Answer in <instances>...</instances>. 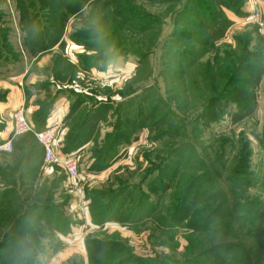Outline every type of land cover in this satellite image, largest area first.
<instances>
[{"label":"rangeland","instance_id":"rangeland-1","mask_svg":"<svg viewBox=\"0 0 264 264\" xmlns=\"http://www.w3.org/2000/svg\"><path fill=\"white\" fill-rule=\"evenodd\" d=\"M2 1L0 43L20 55ZM91 1L53 13L65 44L31 68L19 107L58 123L78 176L17 162L13 141L0 152V264H210L222 245L239 246L228 264H264V0ZM248 97L235 117L227 102Z\"/></svg>","mask_w":264,"mask_h":264},{"label":"crops","instance_id":"crops-1","mask_svg":"<svg viewBox=\"0 0 264 264\" xmlns=\"http://www.w3.org/2000/svg\"><path fill=\"white\" fill-rule=\"evenodd\" d=\"M8 1L9 0H3L2 5L4 4V8L10 11L8 6L10 1ZM12 2L14 11L16 15L18 14V17L16 18V26L18 24L20 28L19 32H21V35H23V41L21 44L23 47H20L22 54L18 55L16 49L12 47L10 42H8L7 45H1L0 43V75L5 74L8 77L7 79H0V143H3L7 140H15V137L12 136L11 116L15 109L25 105L24 102L27 98L26 88L22 84L23 82H26L28 78L27 75L29 74L31 68L33 66L39 67L49 53L60 50L65 44V29H62L61 35L57 39V43L50 48L43 47L36 42L34 43V41H32L30 38L32 35H29L32 33L28 32L30 27L28 28L26 25L28 24L26 16L28 13L32 12L38 11V15L41 13L40 11L42 10V5L40 0H12ZM1 30L7 35V33L11 32L12 28L10 25L2 27V24L0 23V31ZM34 50H38V52H34ZM11 60L13 62L15 61L18 66H20V64L22 65L19 74H11L12 69L10 68L11 64L9 62ZM23 62H25V64ZM27 112L25 114L26 117L29 118V114H27ZM57 115L59 116L58 110L52 111L49 116L50 119H48L47 123H50L52 120H54Z\"/></svg>","mask_w":264,"mask_h":264},{"label":"trees","instance_id":"trees-1","mask_svg":"<svg viewBox=\"0 0 264 264\" xmlns=\"http://www.w3.org/2000/svg\"><path fill=\"white\" fill-rule=\"evenodd\" d=\"M96 1H99V0H92L90 3L91 4L93 3V6H94L96 4ZM40 2L42 5L41 13L39 15H38V11L28 13L26 16V18L28 20V24H26V25L28 28L30 27L28 32L32 33V34H30L29 36L32 35L30 38L32 39V41H34V43L36 42V43H39L43 47L50 48L54 44L57 43V39L60 37L61 32H62V28L60 27L61 29H59V28L56 29L57 27L53 23V16H54L53 13L56 12L63 18L66 17L67 15H76V0H68V3L62 8V11L59 8L60 3L63 4V2L61 0H40ZM220 5H223V4H220ZM80 10H81V8L79 9V11ZM79 11L77 10V12H79ZM43 20L45 21V23L43 22ZM36 29H37V31H36ZM216 32L217 31L214 28L210 39H212V37H213V39L216 38ZM86 35H88L90 37L92 34L90 31H88L86 33ZM214 35H215V37H214ZM41 36H44L42 40L39 39ZM73 39H74V37H73ZM34 52H38V50H34ZM253 77H254V75H253ZM256 78H257V76L255 74L254 79H256ZM226 85H227V83H226ZM222 86H223V82H222ZM225 99H227V98H225ZM225 99L222 102H225ZM249 101H251V99L248 97L243 102L236 100L233 102L228 101L227 103L233 104L238 108L239 114L236 115L235 117L242 119V118H247L250 115V114H248L249 110L244 109V108L249 106V103H250ZM223 108L224 107L221 106L222 110H223ZM214 114H215V112L214 113L209 112L206 119H209L210 116H212ZM218 115H219V112H218ZM45 123L46 122H45L44 117H43V121H41L40 124H37L32 120L30 122V124L33 126L34 130H36V131H39V130H42L43 128H45ZM14 139L15 140H13V142H12L13 148L15 150L17 149L18 152L21 154V158H19V160L17 162L23 163V165H26V166L32 165L33 168H35V169L39 168L42 164L43 150H42L40 144L34 138L33 134L32 133H26V134L18 135V136H15ZM224 198H225V196H224ZM225 207H227V204H225ZM258 212H259V210H258ZM214 219H215V217H212L210 215H208V216L204 215L203 220H200V222H199V220L196 219L194 221L195 223H193V224L207 227V226H209L210 223H212V221ZM201 222H203V223H201ZM259 234H260V240L261 239L263 240L264 239V232H262V233L260 232ZM235 247H237V248H232V246L228 247L227 245H222V246L218 247L217 249H215L214 251L210 250V252L207 253L208 258L211 259L210 264H212V263H215V264L227 263L228 264L229 258L231 257L230 255L232 254L231 251L233 249L234 250L239 249V246H235ZM141 261L142 262H139V264L147 263L146 260L141 259ZM113 264H116V263H113Z\"/></svg>","mask_w":264,"mask_h":264},{"label":"built area","instance_id":"built-area-1","mask_svg":"<svg viewBox=\"0 0 264 264\" xmlns=\"http://www.w3.org/2000/svg\"><path fill=\"white\" fill-rule=\"evenodd\" d=\"M58 123L52 122L43 130L36 131L27 120L22 108L13 112L12 136L32 133L43 150L42 163L45 166L57 165L68 179L74 180L78 176V166L74 159H62L55 151V140ZM12 151L11 140L0 143V152L10 153Z\"/></svg>","mask_w":264,"mask_h":264}]
</instances>
